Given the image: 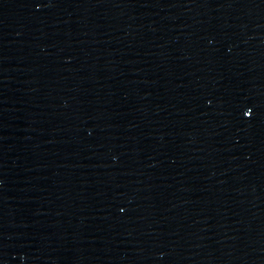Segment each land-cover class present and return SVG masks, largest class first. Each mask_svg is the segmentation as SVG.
Masks as SVG:
<instances>
[{"label":"water","instance_id":"obj_1","mask_svg":"<svg viewBox=\"0 0 264 264\" xmlns=\"http://www.w3.org/2000/svg\"><path fill=\"white\" fill-rule=\"evenodd\" d=\"M0 264H264V0H0Z\"/></svg>","mask_w":264,"mask_h":264},{"label":"snow or ice","instance_id":"obj_2","mask_svg":"<svg viewBox=\"0 0 264 264\" xmlns=\"http://www.w3.org/2000/svg\"><path fill=\"white\" fill-rule=\"evenodd\" d=\"M40 4H37V6L39 7ZM249 115H251V113H249Z\"/></svg>","mask_w":264,"mask_h":264}]
</instances>
